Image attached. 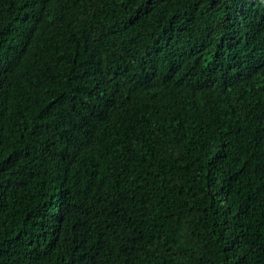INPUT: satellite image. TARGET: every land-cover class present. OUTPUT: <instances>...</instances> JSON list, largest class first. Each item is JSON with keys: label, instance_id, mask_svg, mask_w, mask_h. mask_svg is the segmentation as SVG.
I'll return each mask as SVG.
<instances>
[{"label": "trees", "instance_id": "16d2710c", "mask_svg": "<svg viewBox=\"0 0 264 264\" xmlns=\"http://www.w3.org/2000/svg\"><path fill=\"white\" fill-rule=\"evenodd\" d=\"M0 264H264V0H0Z\"/></svg>", "mask_w": 264, "mask_h": 264}]
</instances>
